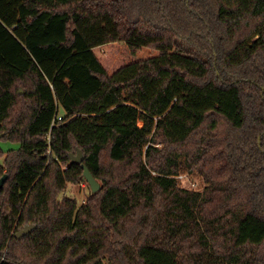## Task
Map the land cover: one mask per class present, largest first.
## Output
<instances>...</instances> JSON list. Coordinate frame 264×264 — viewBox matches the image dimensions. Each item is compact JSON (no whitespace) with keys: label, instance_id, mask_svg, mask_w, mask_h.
I'll return each instance as SVG.
<instances>
[{"label":"trees","instance_id":"16d2710c","mask_svg":"<svg viewBox=\"0 0 264 264\" xmlns=\"http://www.w3.org/2000/svg\"><path fill=\"white\" fill-rule=\"evenodd\" d=\"M0 135V264H264V0H0Z\"/></svg>","mask_w":264,"mask_h":264},{"label":"rangeland","instance_id":"374dc122","mask_svg":"<svg viewBox=\"0 0 264 264\" xmlns=\"http://www.w3.org/2000/svg\"><path fill=\"white\" fill-rule=\"evenodd\" d=\"M119 47V45H118ZM94 52L98 56H104V57H109L111 54L114 56H117L119 54V48L114 47V48H109L108 46H101L99 48L94 49ZM63 111L61 108L58 110V116H62ZM19 146L18 143H12L10 141H0V147L4 151L8 150H15ZM3 159H0V163H2ZM180 181V185L183 188L186 189H192L195 191H202L204 188L205 184L201 181L200 177L198 175H187V174H182L178 177ZM99 184V182H98ZM91 189L85 179L83 181H80L76 184L74 183H67L65 186L64 191L60 194V198L63 197H69L71 199H75L78 206L83 204L87 197L91 194Z\"/></svg>","mask_w":264,"mask_h":264},{"label":"water","instance_id":"95a60500","mask_svg":"<svg viewBox=\"0 0 264 264\" xmlns=\"http://www.w3.org/2000/svg\"><path fill=\"white\" fill-rule=\"evenodd\" d=\"M1 137V135H0ZM71 162L77 165H81L83 169V176L87 184L89 185L91 192L95 193L100 189V185L98 182L95 180V178L91 175V173L88 171V169L82 164L83 161V155L80 150H77L75 155H71ZM6 179V176L4 175L2 178H0V189L4 184V181ZM34 228V226H25L21 230H19L16 234L15 237L17 239H21L24 235H27L28 233L31 232V230Z\"/></svg>","mask_w":264,"mask_h":264},{"label":"built area","instance_id":"2783aa9c","mask_svg":"<svg viewBox=\"0 0 264 264\" xmlns=\"http://www.w3.org/2000/svg\"><path fill=\"white\" fill-rule=\"evenodd\" d=\"M57 120H61V116H57Z\"/></svg>","mask_w":264,"mask_h":264}]
</instances>
